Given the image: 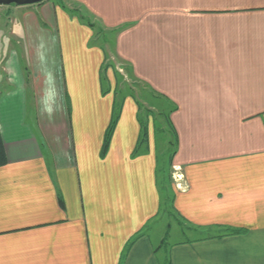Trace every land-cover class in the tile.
<instances>
[{
	"label": "crops",
	"instance_id": "1",
	"mask_svg": "<svg viewBox=\"0 0 264 264\" xmlns=\"http://www.w3.org/2000/svg\"><path fill=\"white\" fill-rule=\"evenodd\" d=\"M111 52L173 106V206L197 237L164 257L147 231L162 203L156 137L149 124L133 155L132 96L101 154ZM0 131V264H264V0L0 5Z\"/></svg>",
	"mask_w": 264,
	"mask_h": 264
},
{
	"label": "rangeland",
	"instance_id": "2",
	"mask_svg": "<svg viewBox=\"0 0 264 264\" xmlns=\"http://www.w3.org/2000/svg\"><path fill=\"white\" fill-rule=\"evenodd\" d=\"M11 6L14 7V5ZM75 9L79 15L87 17L83 9L78 6ZM3 16H6V13H3ZM102 35L111 42V35L107 36L104 31H102ZM108 58L110 59H106L105 65L108 64L114 73L115 93L117 96L135 94L140 105V116L143 120H148V128L149 124L152 125L155 133L158 157V185L161 191L162 203L159 215L149 223L147 231L152 234L157 245L163 238L164 244L159 248L160 255L164 257L165 252L169 250L172 244L197 237V229L184 222L173 206V200L176 197L177 172L171 158L176 145V138L171 128L172 125L170 126L165 116V114H169L172 105L164 98L155 96V93L153 94L146 85L136 81L131 76L129 66L113 57L112 52ZM32 124L37 125V122L35 121ZM145 151L147 149L142 146L140 152ZM163 264H168V262H163Z\"/></svg>",
	"mask_w": 264,
	"mask_h": 264
},
{
	"label": "trees",
	"instance_id": "3",
	"mask_svg": "<svg viewBox=\"0 0 264 264\" xmlns=\"http://www.w3.org/2000/svg\"><path fill=\"white\" fill-rule=\"evenodd\" d=\"M86 22L89 26L94 28V24H92L91 22H89L87 20H86ZM108 68H109V65L106 64L103 66V69H102L101 80H102V84H103V93H108L110 91V87L107 84L108 83V76H107V69ZM152 93L154 94V92H152ZM115 95H116V97H115L111 122H110L109 127L106 131V135H105V139H104V143H103V147H102V151H101V154L103 157L106 155L108 148L110 146L111 138H112V135L114 133L115 127H116V125L120 119L121 111L123 108V103H124V100L126 97V96H117L116 93H115ZM129 95L132 96L137 101L138 107L140 109V105H139L138 99L135 96V94L132 93ZM155 96L160 97L157 94H155ZM172 110H173V106L170 109L169 114L168 115L165 114L166 119H167L168 123L170 124V126H171L170 113L172 112ZM138 117H139V121L141 124V133H140V137H139L137 147L135 148L133 155L139 154L142 146L144 147V149H148V141H149L148 140L149 139L148 120H146V121L143 120L142 117L140 116V114ZM174 136H175V134H174ZM174 150H175V148H174ZM173 153H174V151H173ZM171 160H172V158H171ZM6 163H7V157H6V152H5V148H4V144H3V140H2V136H1V131H0V166L5 165Z\"/></svg>",
	"mask_w": 264,
	"mask_h": 264
},
{
	"label": "water",
	"instance_id": "4",
	"mask_svg": "<svg viewBox=\"0 0 264 264\" xmlns=\"http://www.w3.org/2000/svg\"><path fill=\"white\" fill-rule=\"evenodd\" d=\"M47 0H0L1 6H30V5H37L45 2Z\"/></svg>",
	"mask_w": 264,
	"mask_h": 264
}]
</instances>
